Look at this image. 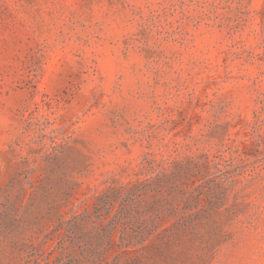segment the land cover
<instances>
[{"label": "rangeland", "instance_id": "1", "mask_svg": "<svg viewBox=\"0 0 264 264\" xmlns=\"http://www.w3.org/2000/svg\"><path fill=\"white\" fill-rule=\"evenodd\" d=\"M0 264H264V0H0Z\"/></svg>", "mask_w": 264, "mask_h": 264}]
</instances>
